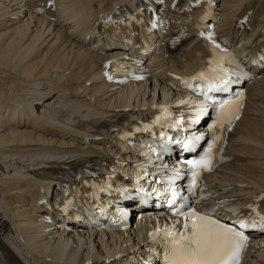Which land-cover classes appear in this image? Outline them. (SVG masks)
Returning a JSON list of instances; mask_svg holds the SVG:
<instances>
[{"label":"bare ground","instance_id":"6f19581e","mask_svg":"<svg viewBox=\"0 0 264 264\" xmlns=\"http://www.w3.org/2000/svg\"><path fill=\"white\" fill-rule=\"evenodd\" d=\"M28 2L0 0V250L7 254L11 250L24 264H98L125 251L120 243L123 235L45 233L34 206L42 192L48 195L52 189L43 186L47 181L40 171L45 166L59 167L64 156L99 154L81 148L84 128H75L78 119L96 120L112 110L136 111L181 97L154 80L112 89L100 76L98 63L117 52L101 56L80 45L92 18L123 8L129 0H59V21L33 15ZM220 8L225 20L220 29L226 28L225 35L234 18L251 15L255 30L242 43L245 51L264 27V0H220ZM159 65L157 60L156 68ZM206 69L210 76L217 75L211 65ZM248 88L246 113L231 137L233 144L237 141L232 154L236 161L212 178L257 195L264 190V76ZM119 120L105 119L102 126ZM182 156L180 151L173 157L185 159ZM140 209L144 220L133 226L135 245H140L141 232L147 240L153 227L168 222L157 219L158 210ZM250 250L253 263L264 264V245H252ZM0 258V264H7Z\"/></svg>","mask_w":264,"mask_h":264},{"label":"snow or ice","instance_id":"6c2138e0","mask_svg":"<svg viewBox=\"0 0 264 264\" xmlns=\"http://www.w3.org/2000/svg\"><path fill=\"white\" fill-rule=\"evenodd\" d=\"M161 2H163V0H161ZM200 2L201 0H188L190 6L193 3L199 4ZM156 26L155 23L152 24L153 28ZM199 35L203 37L204 33L201 32ZM206 38L211 39V35ZM215 47L219 48L220 46L216 44ZM109 78L111 79V77ZM197 78L205 79V76L201 74ZM220 81L221 85L226 87L228 81L222 78H220ZM218 86L220 85H210L208 91H212ZM186 87H191V85H186ZM226 115L227 114L223 111L221 112L222 117H226ZM214 127L215 124L209 125L210 130ZM201 138L202 137H193L192 139L195 141ZM182 147L187 149L189 145L182 144ZM213 147L214 142L209 143L205 149L204 155L199 159L187 161V164L192 169V184L190 185V190L196 186L199 170H207L209 168ZM167 150V144L162 145V151ZM172 171L177 172V177L179 176V172L176 169H172ZM145 175H147V173H145ZM140 191H143V189L141 188ZM153 193L157 196L160 195L156 189H153ZM177 195L178 193L172 192L173 198L168 200L170 208L175 204V197ZM181 207H183V205ZM249 207L252 213H255V216L251 218L252 222L250 224L241 222L239 224V230L237 227L222 223L194 209H189L187 213L179 209H173L174 215L185 216L183 230L178 232L175 225L163 229L158 227L155 233L150 234V237L153 240H156L157 236L161 237L159 243L162 244L164 249V264H239L241 252L246 246V241L248 239L244 229L259 226L260 230L264 231V214L257 211L255 206Z\"/></svg>","mask_w":264,"mask_h":264},{"label":"rangeland","instance_id":"374dc122","mask_svg":"<svg viewBox=\"0 0 264 264\" xmlns=\"http://www.w3.org/2000/svg\"><path fill=\"white\" fill-rule=\"evenodd\" d=\"M114 247L113 246H110L109 249H113Z\"/></svg>","mask_w":264,"mask_h":264}]
</instances>
